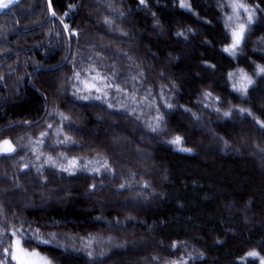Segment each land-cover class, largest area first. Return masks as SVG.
I'll use <instances>...</instances> for the list:
<instances>
[{
    "label": "trees",
    "instance_id": "1",
    "mask_svg": "<svg viewBox=\"0 0 264 264\" xmlns=\"http://www.w3.org/2000/svg\"><path fill=\"white\" fill-rule=\"evenodd\" d=\"M232 1L1 9L0 261L264 264V0L237 53Z\"/></svg>",
    "mask_w": 264,
    "mask_h": 264
},
{
    "label": "rangeland",
    "instance_id": "2",
    "mask_svg": "<svg viewBox=\"0 0 264 264\" xmlns=\"http://www.w3.org/2000/svg\"><path fill=\"white\" fill-rule=\"evenodd\" d=\"M96 2H97V0H96ZM239 5H243V7H239ZM245 9H247V11H245ZM249 16H251V19H249ZM252 18H253V11L249 6L244 5L243 3L239 2V0H233L232 1V20H231V23H232V31H231L232 43L230 45V48L232 49L231 50L232 53H237L238 50L241 48L243 40L245 39V36L247 35V30H248V27L250 26ZM241 25L244 26L243 38L241 39L240 43L233 48L232 47L233 46V40H234L233 32L238 31ZM242 78H243V80L247 79V77H245V76H242ZM198 125L201 126L200 123ZM4 148H5V145L0 147V155L9 154L13 150L12 149L10 151H5ZM11 148H13L12 145H11ZM254 148H255V150H257L256 147H254ZM257 151H259V150H257ZM259 152L261 153V155L264 159V151L260 150ZM139 196H140V194H138L136 197H139ZM16 241L17 240H14L13 244H12L11 257H12V254H16L20 260L26 261V262L30 261L32 258L26 257L22 253H20L19 251L16 250V248H15ZM23 250L27 253H32V252L26 250L25 248H23ZM39 257L43 258V260L47 261V259L43 255L39 254ZM13 262H14V264H17V260H13ZM47 264H51V263L49 261H47ZM168 264H184V263H176L175 262V263H168Z\"/></svg>",
    "mask_w": 264,
    "mask_h": 264
},
{
    "label": "snow or ice",
    "instance_id": "3",
    "mask_svg": "<svg viewBox=\"0 0 264 264\" xmlns=\"http://www.w3.org/2000/svg\"><path fill=\"white\" fill-rule=\"evenodd\" d=\"M143 2H144V0H141V3H143ZM7 6H8V4H7L6 0H0V7H7ZM181 6L184 7L186 5L182 4ZM239 7H243V5H239ZM245 11H247V9H245ZM53 15H55L54 12H53ZM249 19H251V16H249ZM243 32H244V26L243 25L240 26L238 31H234L233 32V38H234L233 46H232L233 48L240 43L241 39L243 38ZM231 50H232L231 48L225 49V51H231ZM261 71H264V69H261ZM170 143H173V144H176V145H180L181 144V138L180 137H176L175 139L170 141ZM4 145H5V148H4L5 151L12 150L11 144L8 141H4ZM179 150H181V151H190V149H184V148H180ZM13 235H15V233H13ZM15 248H16L17 251L22 253L24 256L32 258L30 261L26 262V261L20 260L16 254H12L11 258L13 260H17V264H47L46 260H43V258L39 257V253H36V252L27 253V252H25L23 250V248L21 247V242L19 240L16 241ZM4 252H5V254H8V249L5 248ZM248 255L255 257L258 254L255 253V252H250ZM0 264H4V262L0 261Z\"/></svg>",
    "mask_w": 264,
    "mask_h": 264
},
{
    "label": "water",
    "instance_id": "4",
    "mask_svg": "<svg viewBox=\"0 0 264 264\" xmlns=\"http://www.w3.org/2000/svg\"><path fill=\"white\" fill-rule=\"evenodd\" d=\"M9 1V0H6V2ZM22 0H12L9 4H8V7H12L16 4H18L19 2H21ZM47 4H48V8H49V13H50V16L51 17H55V15H53V7H52V3H51V0H47ZM1 8V7H0Z\"/></svg>",
    "mask_w": 264,
    "mask_h": 264
}]
</instances>
